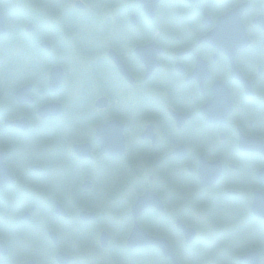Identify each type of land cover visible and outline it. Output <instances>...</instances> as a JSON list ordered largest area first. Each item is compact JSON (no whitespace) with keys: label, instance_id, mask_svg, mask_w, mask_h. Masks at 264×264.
Segmentation results:
<instances>
[{"label":"flooded vegetation","instance_id":"obj_1","mask_svg":"<svg viewBox=\"0 0 264 264\" xmlns=\"http://www.w3.org/2000/svg\"><path fill=\"white\" fill-rule=\"evenodd\" d=\"M0 18V264H174L137 224L177 264H264V0H0Z\"/></svg>","mask_w":264,"mask_h":264},{"label":"bare ground","instance_id":"obj_2","mask_svg":"<svg viewBox=\"0 0 264 264\" xmlns=\"http://www.w3.org/2000/svg\"><path fill=\"white\" fill-rule=\"evenodd\" d=\"M13 14L15 15L16 11L13 12ZM24 19H26V18H24ZM24 21L27 22L28 20L26 19ZM1 29L2 30L5 29V20L2 19V18H0V30ZM43 49L50 50V51H52V53H54L53 48H52V46L49 43L44 44L43 45ZM69 58H70V55L68 56V59ZM60 70H61V68H60ZM77 71L79 72V69H77ZM1 72H5V71H1V69H0V73ZM126 77L132 78V76L129 73L126 74ZM0 100H1V102L5 103L6 106L7 105L8 106L11 105V87H7L6 86L5 89H0ZM42 112H43V115H47L46 114V109L43 108ZM103 128H106V127L102 126L100 128L102 132H103ZM62 167H63V169H67L65 165H62ZM4 169L8 170L7 166ZM85 174H87V173H85ZM148 196L149 195L146 194V195L142 196L141 199H139L137 204L132 209L133 217H135V218L138 217V216H135V213L138 212L140 203H144L146 206L152 207V203H150L148 201ZM122 214H123V212H122ZM121 215H119V216H121ZM124 215H125V213H124ZM136 223H137V219H136ZM137 226H138L139 229L137 231H134V235L136 236L137 241L143 243V246H147V247H151V248L157 249L158 250V255L160 257L163 256V257H165L167 259H173V256L174 257L176 256L174 248H173V243L169 242L164 237H156V236H153V235H149L145 230H143L141 228L140 224H137ZM141 234H143V235H141ZM139 237H142L141 240H139ZM131 248H136V247H131Z\"/></svg>","mask_w":264,"mask_h":264},{"label":"water","instance_id":"obj_3","mask_svg":"<svg viewBox=\"0 0 264 264\" xmlns=\"http://www.w3.org/2000/svg\"><path fill=\"white\" fill-rule=\"evenodd\" d=\"M0 170H1V171H3V170H4V168H3V167H0ZM134 238H136V236H135V235H134Z\"/></svg>","mask_w":264,"mask_h":264},{"label":"rangeland","instance_id":"obj_4","mask_svg":"<svg viewBox=\"0 0 264 264\" xmlns=\"http://www.w3.org/2000/svg\"><path fill=\"white\" fill-rule=\"evenodd\" d=\"M238 251H240V249H238Z\"/></svg>","mask_w":264,"mask_h":264}]
</instances>
